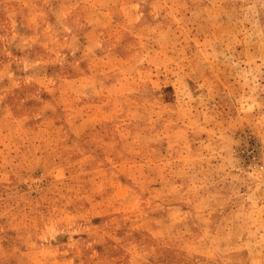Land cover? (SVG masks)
Segmentation results:
<instances>
[{"label":"rangeland","instance_id":"374dc122","mask_svg":"<svg viewBox=\"0 0 264 264\" xmlns=\"http://www.w3.org/2000/svg\"><path fill=\"white\" fill-rule=\"evenodd\" d=\"M0 264H264V0H0Z\"/></svg>","mask_w":264,"mask_h":264}]
</instances>
